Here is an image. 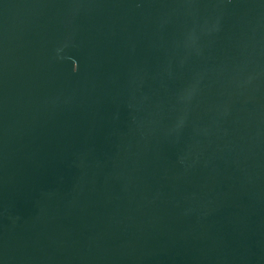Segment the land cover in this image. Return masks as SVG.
Segmentation results:
<instances>
[{"label": "water", "instance_id": "1", "mask_svg": "<svg viewBox=\"0 0 264 264\" xmlns=\"http://www.w3.org/2000/svg\"><path fill=\"white\" fill-rule=\"evenodd\" d=\"M0 264H264V0H0Z\"/></svg>", "mask_w": 264, "mask_h": 264}]
</instances>
